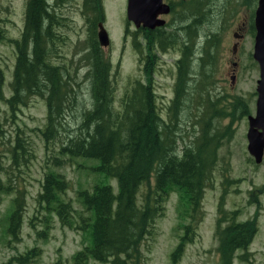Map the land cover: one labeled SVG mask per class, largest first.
I'll list each match as a JSON object with an SVG mask.
<instances>
[{
	"label": "trees",
	"instance_id": "obj_1",
	"mask_svg": "<svg viewBox=\"0 0 264 264\" xmlns=\"http://www.w3.org/2000/svg\"><path fill=\"white\" fill-rule=\"evenodd\" d=\"M67 1L25 0L18 37H5L13 46L14 60L8 97L3 96L0 73V101L11 117L20 107L26 106L31 97H39L45 105L43 127L35 129L41 136L45 154V171L36 194L37 208L47 215L53 214L61 225L86 230L88 243L72 255L73 264H84L88 260L141 264L143 241L150 234L155 219L162 215L167 196L173 192L178 199L177 228L182 230L169 255L171 263H175L194 234V222L201 218L202 194L211 184L218 161L217 151L234 133L230 124L245 109L244 99L226 98L223 93L209 90L201 83L202 72L198 66L181 71L173 97L164 107V117L159 114L153 88L147 79L144 83L133 81L115 105L110 63L94 34L95 26L104 19L101 0H82L80 11L88 32L87 49L81 60L85 65L83 76L88 83L89 101L84 105L79 101L80 80L74 70L71 71L72 59L71 65L70 61L55 63L52 60L59 56L56 43L61 41L54 30L59 23L54 8ZM177 1L166 0L173 30L164 31V35L162 26L154 30L160 31L166 39L172 38L177 30H185L187 37L183 41L188 45L183 48L187 54H192L200 19H205L203 14L211 0H189L186 6L180 7L175 6ZM185 18L189 21L182 26L180 23ZM2 30L0 25V40L4 38ZM137 31L130 32L134 48L139 46ZM152 33V30L142 31L146 46L152 42ZM161 41L162 38L158 40L159 46ZM192 81L197 83L196 86L193 83L191 104L187 106L190 114L187 124L181 110L186 107L184 96L190 94L186 88ZM19 131L9 149L13 166L19 164V159L27 162L33 156L24 132ZM54 150L67 156L68 161L74 157L95 159L97 163L93 169L116 182L115 193L108 183L101 182L94 183L89 190H77L85 214L77 213L75 222L72 220L74 209L61 197L68 188L67 180L62 174L47 169L49 164L57 167L65 163ZM12 190L9 177L5 183L0 182V198L1 194ZM15 191L17 195L5 216V233L12 239L17 238L22 210L21 191ZM184 218L188 219L187 223H183ZM43 219L46 223L47 218ZM218 221L214 229L215 250L220 264H231L236 252L247 248L253 225L248 221L231 220L220 227ZM34 251L31 248L20 254L15 258L16 263H28Z\"/></svg>",
	"mask_w": 264,
	"mask_h": 264
},
{
	"label": "rangeland",
	"instance_id": "obj_2",
	"mask_svg": "<svg viewBox=\"0 0 264 264\" xmlns=\"http://www.w3.org/2000/svg\"><path fill=\"white\" fill-rule=\"evenodd\" d=\"M25 0H0V25L3 28V36L0 40V73L2 75L1 89L4 97H8V83L11 79L12 65L14 60V49L6 38L18 37L22 26L23 8ZM82 0H69L59 7L54 8V13L59 18V23L54 27L56 34H59L61 41L56 43L59 56L52 58L57 62H74V70L77 79L80 80L79 101L84 105L88 104L87 81L84 78L85 65L82 58L86 53V40L88 32L87 23L84 15L81 13ZM166 1V0H164ZM189 0H178L175 6H186ZM256 0H211L208 10L204 12L200 19V25L197 28V38L195 49L192 54L194 57L198 54L200 42L209 32H215V26L218 25L221 30L222 41L218 43L210 41L211 50L208 51L207 60L203 62L201 68V83L211 91H222L226 94L246 95L253 89V79L257 75V68L253 66L252 79H242L237 81L234 88H229V82H222L226 77V64L224 60L229 54L230 34L233 29V23L242 20L252 14ZM126 0H101L104 19L101 22L108 37V44L100 46L103 54L110 63V74L113 77V97L114 104L117 105L119 98L128 90L130 84L135 81H144L146 78L141 73L140 64L136 57V48L132 45L130 32L134 31L133 24L125 18ZM161 15V14H160ZM167 22L163 27L165 32L172 31L170 25L171 14L162 15ZM218 18V19H217ZM189 18H185L180 24L185 25ZM100 23V22H99ZM182 25V26H183ZM126 30V31H125ZM97 25L95 26V36ZM185 30H179L181 36L180 44L186 35ZM139 37L137 41L139 42ZM172 44L173 49L165 52H159L157 58V67L152 74V88L155 96V102L158 106L160 116L164 117L165 109L169 99L172 96V85L174 81L173 62L177 58L178 42ZM56 47V46H55ZM181 48V45H180ZM63 56V58H62ZM71 58V59H70ZM196 63H192L195 69ZM199 79H197L198 81ZM197 81L189 82L186 90L190 92L184 96V104L181 116L183 121L188 124L190 114L187 106L191 104V93L193 92V83L196 86ZM247 96V95H246ZM245 96V97H246ZM221 97V96H219ZM250 95H248L249 99ZM45 105L39 97H31L26 106H22L15 111L14 117H11L6 105L0 101V182L5 183L9 177L13 187L12 192L1 194L0 198V264H19L15 258L34 248L35 254L26 264H73L72 255L80 250L82 246L88 243V234L86 230H80L78 227H69L61 225L58 219L53 215H47L44 210L37 208L36 194L40 189V181L45 171L43 152V142L41 136L35 130L42 128L44 124ZM225 122V119H224ZM226 123V122H225ZM231 129L234 133L224 140L222 146L218 149V161L215 164L214 172L209 187L205 188L202 194L199 214L201 217L197 223L194 222V234L191 240L184 245L183 251L178 257V261L171 263L170 253L178 242V236L182 230H178L177 200L176 194L171 192L164 203V210L161 216L154 221L150 234L143 241L141 247V264H220L216 253V237L214 227L217 218L216 201L219 196L223 198V208L238 209L239 216L237 221L248 218L255 213L253 206L249 204L250 196L248 193L251 187L257 186L261 181V176H245L243 180L242 173L245 167L243 154V137L245 131V120L242 117H236L231 122ZM18 129V131H17ZM22 130L25 134L27 147L33 156L27 161L20 159L18 165L13 166L10 160L9 149L13 145L15 134ZM58 146V145H57ZM56 148V145L54 146ZM56 150L53 151L55 153ZM58 157L65 159L61 166L49 164L47 169L62 174L68 182V188L62 194L64 200H68L74 209L72 220H77V213L83 215L85 212L79 204L76 195L77 190H89L94 183H108L112 191L116 192V182L114 178L105 177L103 174L95 171L93 166L97 161L92 158L74 157L68 161L67 156ZM226 172L227 175L224 174ZM224 178H222V176ZM238 179L237 186L233 185L231 178ZM19 189L22 195L21 223L16 239H12L8 233H5V216L11 208L12 199ZM263 207L259 211L257 221V232L250 244L243 251H237L231 264H264V195L261 196ZM44 217L47 222L44 223ZM188 219L184 218L183 223ZM84 264H108L88 260Z\"/></svg>",
	"mask_w": 264,
	"mask_h": 264
},
{
	"label": "flooded vegetation",
	"instance_id": "obj_3",
	"mask_svg": "<svg viewBox=\"0 0 264 264\" xmlns=\"http://www.w3.org/2000/svg\"><path fill=\"white\" fill-rule=\"evenodd\" d=\"M163 3L168 4V2L162 0ZM187 2V0H186ZM257 3V0H256ZM256 3L255 6L252 9V14L249 15L248 17L243 18L240 21L234 22L233 23V29L230 34V47H229V54L227 58L224 60L226 64V77L222 78V82H229L228 87L229 88H234V85L236 84L237 81H240L242 79H247L250 78L252 79V69L253 66L257 68V75L253 79V89L252 91H249L246 93V97L243 94H239L237 92H233V94H226L225 92H222L221 90L218 91L216 90L215 92L217 93H223L225 94V97H242L244 99L245 103V109L242 111V114L239 115V117L244 118L245 120V131L242 134L243 137V154H244V161H245V167L243 169V172H241L240 168V174L242 173L244 176L241 178L243 180L245 176H250V175H256V176H261L262 181L257 185L251 187L250 192L248 193V196H250V201L248 202L253 206V210H255V213H252L248 218L241 220V222H250L253 225V234L251 236V239L248 244H250L257 232V221L259 218V211L262 209L263 204H262V199L261 196L264 195V110L261 109L260 111V116L254 117L256 114V81L258 79V65L256 61L254 60L252 56V51H253V43H254V36H255V26H254V10L256 8ZM169 5V4H168ZM171 14L170 9L167 14ZM163 14L158 15L157 17L159 19H163L164 22L161 25L155 26V27H165L167 22L164 18H162ZM218 19V18H217ZM155 27L152 29H149L148 27H144L141 24L135 27V30L137 31V38L139 37V46L136 49V57L138 63L141 65L140 70L144 78H146L150 86H152V74L154 73L155 67H157V58H158V53L159 52H165L170 49H173L172 44L175 42L173 38L176 37V41L178 42V49L177 50V58L174 59L173 62V68H174V81L172 85V96L173 97V88L175 87V82L178 83L180 80V75L181 71L185 68V72L189 71L192 67V63H196L195 67L198 68L201 71L202 64L204 61L207 60V55L208 51L211 50L210 46V41L214 42L217 44L218 39L222 41V36H221V30L219 29L218 25L215 26V32H209L205 35L203 40L200 42V47L198 49V54L197 56L194 57V54H187L185 49L183 48L184 45H188L184 43V41L180 44V39L181 36L179 34V30L176 32H173V37L166 39L164 38L161 34L160 31L154 30ZM144 30H152V42L146 46V41L142 37V31ZM164 28L162 29V33L164 35ZM161 35V37H159ZM184 37H187L184 35ZM162 38L161 45L159 46L158 40ZM181 45V48H180ZM157 55V58H156ZM183 61L182 63H180ZM186 66V67H185ZM149 74V75H147ZM146 79L144 81L140 82H146ZM189 84V83H188ZM187 84V85H188ZM153 87V86H152ZM248 95H250L248 99ZM170 98V99H171ZM260 108V107H258ZM258 114V113H257ZM255 119V120H253ZM249 123H251L252 128L248 131L249 128ZM248 132L251 134L250 135V140L247 136ZM250 141V147H248ZM259 146V147H258ZM221 147V146H220ZM258 148V149H257ZM256 151V152H255ZM259 151V152H258ZM255 153V155H253ZM258 155H257V154ZM259 156V157H258ZM257 158H259L257 160ZM225 175L226 172H224ZM222 178H224V176ZM233 180V185L235 184L237 186V182L239 181L238 179H235L232 177ZM224 205V200L222 197L219 196V199L216 201V207L218 210L217 213V218H216V223L215 227L217 225V220L218 225L220 227H223L225 224H228L231 220L234 222H238L236 218L239 216V213H237L238 209H228L226 210L223 208ZM214 227V229H215Z\"/></svg>",
	"mask_w": 264,
	"mask_h": 264
},
{
	"label": "water",
	"instance_id": "obj_4",
	"mask_svg": "<svg viewBox=\"0 0 264 264\" xmlns=\"http://www.w3.org/2000/svg\"><path fill=\"white\" fill-rule=\"evenodd\" d=\"M168 12L169 5L163 3L162 0H126L125 4V18L133 24L134 28L140 24L148 28L161 25L164 20L159 19L157 16L160 14H167ZM254 26L255 36L252 56L258 65V79L255 87L257 93V109L254 117H257L260 116L259 113L261 109L264 110V0H257L256 8L254 10ZM96 40L99 46L104 47L108 44V37L102 23L97 24ZM252 126L255 125L249 123L248 131ZM250 135L251 134L248 132L247 136L249 140ZM248 147H250V141ZM253 155H255V153ZM258 159L259 158H257V160Z\"/></svg>",
	"mask_w": 264,
	"mask_h": 264
}]
</instances>
